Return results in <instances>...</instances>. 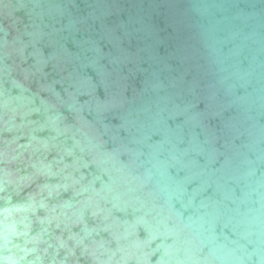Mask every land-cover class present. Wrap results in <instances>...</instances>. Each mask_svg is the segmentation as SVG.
I'll return each mask as SVG.
<instances>
[{
    "label": "clouds",
    "instance_id": "obj_1",
    "mask_svg": "<svg viewBox=\"0 0 264 264\" xmlns=\"http://www.w3.org/2000/svg\"><path fill=\"white\" fill-rule=\"evenodd\" d=\"M116 7L0 0V264H264V16Z\"/></svg>",
    "mask_w": 264,
    "mask_h": 264
},
{
    "label": "water",
    "instance_id": "obj_2",
    "mask_svg": "<svg viewBox=\"0 0 264 264\" xmlns=\"http://www.w3.org/2000/svg\"><path fill=\"white\" fill-rule=\"evenodd\" d=\"M93 0H76L79 15H87L89 4ZM112 0H109L111 3ZM217 3H224L228 7L229 15L236 13L251 14L258 13L264 16V0H216ZM188 0H116V8H113V14L104 19V24L108 27H116L117 35L123 36V32L119 29L118 25L123 23L129 30L134 25L140 27L142 22L144 25L150 26L154 31L159 34L160 43L156 46V51L162 57H167L173 54L176 47L186 38L187 33L181 26L178 25V21L181 19L180 13L184 11ZM118 9V14H117ZM17 16L24 18L23 12L16 13ZM222 17L217 14L216 19L219 20ZM197 22L206 24L207 21H201L198 17L195 18ZM130 21L132 24H130ZM7 26L8 21H4ZM238 27L243 25L236 21ZM99 23L96 25L99 30ZM220 39L224 38V33L218 34ZM79 38V37H78ZM131 45L128 41H125L123 47L129 48L130 51H135L136 48L143 47V43L140 42L139 35H133L130 37ZM69 48L73 51L72 44L69 43ZM232 45L228 44L222 48L224 54H227ZM110 46L105 50H109ZM47 51V50H46ZM147 67V65H143ZM246 66V62H245ZM91 74V73H90Z\"/></svg>",
    "mask_w": 264,
    "mask_h": 264
}]
</instances>
